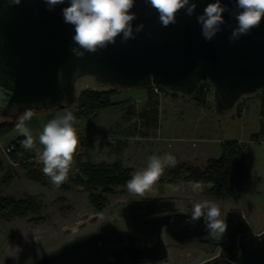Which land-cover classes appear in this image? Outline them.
I'll return each mask as SVG.
<instances>
[{"label":"water","instance_id":"obj_1","mask_svg":"<svg viewBox=\"0 0 264 264\" xmlns=\"http://www.w3.org/2000/svg\"><path fill=\"white\" fill-rule=\"evenodd\" d=\"M196 12L181 10L176 23L164 27L158 13L145 0H135L137 19L143 24L135 39L77 58L71 49L74 28L63 20L67 0L52 11L44 0H0V116L16 121L26 109L38 112L63 109L77 100V84L91 78L101 87L120 89L157 87L185 96L207 82L216 112H229L243 96L264 91V19L236 41L229 36L237 26L230 12L236 0H221L230 10L225 24L206 42L196 16L215 0H193ZM151 78V79H150ZM170 183L155 185L152 196L117 204L116 219L64 243L31 264H164L169 245L195 248L216 255L199 264H264V231L255 234L239 209L224 215L226 232L217 237L203 220L190 219L194 200L172 194Z\"/></svg>","mask_w":264,"mask_h":264},{"label":"rangeland","instance_id":"obj_2","mask_svg":"<svg viewBox=\"0 0 264 264\" xmlns=\"http://www.w3.org/2000/svg\"><path fill=\"white\" fill-rule=\"evenodd\" d=\"M200 86L205 98L203 105L194 101V94L172 95L162 91L160 96L153 97V101H157V127L145 129L142 120L137 116L125 120V115L129 108L139 112L148 107L146 88L101 87L91 78L82 79L77 84V93L85 89L110 90L114 92L111 102L115 105L97 115L76 120L74 127L79 137V145L73 157L68 180L61 186L54 187L48 182L43 184L29 180L17 166L13 167L17 169L18 176L6 185L2 182L3 172H0V198H22L30 195L39 203L40 216L43 219L39 223L30 221V216L9 222L0 221V264H31L64 243L94 231L102 222L116 219L112 210H115L117 204L153 194V189L142 195L130 192L127 187L116 189L109 197L107 206L102 211H96L89 202L88 192L73 181L79 174V162L98 164L119 161L124 167L139 172L147 167L150 156L170 153L178 163L201 168L208 159L220 156V142L226 140L238 141L244 148V162L249 181L241 188L240 199L217 200L207 194L210 185L200 183L202 190L193 191V181L187 180L170 183L175 188L172 195L189 198L195 202H214L219 206L221 219L230 209H239L252 231L255 234L262 233L264 133H260L258 95L255 93L243 96L229 112L219 114L212 101L209 83L205 82ZM241 104L245 105L244 111L238 108ZM69 111L75 112V106L34 112L32 118L25 121L35 144L33 167L40 172L43 166L39 153L43 151V146L39 143V135L49 120L63 116ZM2 121L7 120L0 116V122ZM4 135L3 143L6 145L22 136L16 126ZM3 154L5 153L2 149L0 158L4 161ZM10 165L4 161V168ZM159 180L155 185L167 183H159ZM180 208L182 209L181 203ZM74 227L76 231L72 230ZM213 235L217 237L219 234L213 232ZM166 243L169 245L168 260L164 264H199L215 256L217 252L206 253L195 248L180 249L174 243Z\"/></svg>","mask_w":264,"mask_h":264},{"label":"clouds","instance_id":"obj_3","mask_svg":"<svg viewBox=\"0 0 264 264\" xmlns=\"http://www.w3.org/2000/svg\"><path fill=\"white\" fill-rule=\"evenodd\" d=\"M65 2L66 0H44L48 11ZM145 2L158 13L159 22L164 27L175 24L177 14L181 10L191 17L197 8L193 0H145ZM9 3L19 5L20 0H9ZM67 3L68 6L62 9V16L64 22L74 28L72 41L77 47L72 48L71 52L77 58H83L85 53H96L109 44H115L117 37L121 38V42L135 39V34L143 30V24L133 29V21L137 19L132 11L135 0H67ZM235 8L238 11L230 12L221 0H215L206 5L202 14L196 16L206 42L211 41L221 31V26L225 24L223 14L226 11H229L237 21V26L229 36V40L233 42L258 27L264 19V0H236ZM33 114L32 109H26L16 125L17 131L25 137L22 146L26 150L35 147L31 130L25 125V121L31 119ZM75 123L76 117L69 111L63 116L49 120L39 135V143L43 146V151L39 153V160L43 163L42 172L50 178L54 187H59L68 180L73 157L79 145ZM176 163V158L170 153L150 156L147 167L134 172L131 179L126 182L127 189L140 195L152 190L165 169L175 167ZM191 187L193 191L202 190L199 182H192ZM220 217L221 212L216 203L194 201L190 219L185 222L194 224L202 219L207 231L223 234L226 232L227 223ZM72 230L76 231V228Z\"/></svg>","mask_w":264,"mask_h":264},{"label":"trees","instance_id":"obj_4","mask_svg":"<svg viewBox=\"0 0 264 264\" xmlns=\"http://www.w3.org/2000/svg\"><path fill=\"white\" fill-rule=\"evenodd\" d=\"M147 89L148 107L136 112L129 108L125 115V120H130L137 116L142 120L145 129H155L157 127L158 111L153 101L156 95ZM164 93L176 95L161 89ZM113 91L85 89L78 93L77 100L74 104L73 112L76 120H80L99 112L112 108L115 104L111 102ZM259 102L260 133H264V91L257 92ZM197 104H204L205 98L202 93V87L193 95ZM18 123L16 121L0 122V136L12 130ZM25 137L22 135L12 141L8 146L12 149L5 156L11 165L4 168L3 158H0V172H3L2 182L6 185L18 176L19 167L25 174L26 178L37 183H46L52 185L50 178L45 176L33 167L35 159L34 149L26 150L22 146ZM220 156L211 158L206 161L203 167H193L186 163H176L175 167L166 168L161 176L159 183H173L178 180H187L210 185L207 194L217 200L240 199V190L249 181V173L244 162V148L235 140H226L220 142ZM43 166V163H42ZM79 174L73 179L88 192V199L91 206L96 211H102L108 204L109 197L112 196L116 189H123L126 182L136 172L133 168L124 167L119 161L111 163L101 162L98 164H89L86 162L78 163ZM41 208L39 203L30 195L22 198L2 197L0 198V221L9 222L16 218H26L34 223H39L43 219L40 216Z\"/></svg>","mask_w":264,"mask_h":264},{"label":"built area","instance_id":"obj_5","mask_svg":"<svg viewBox=\"0 0 264 264\" xmlns=\"http://www.w3.org/2000/svg\"><path fill=\"white\" fill-rule=\"evenodd\" d=\"M150 90L153 92L154 95L156 96H160L162 94V91L160 88H157V87H150ZM241 111H244L245 109V105L244 104H241L239 105L238 107ZM12 148L11 147H6L4 150V153L7 154L9 153V151L11 150Z\"/></svg>","mask_w":264,"mask_h":264},{"label":"crops","instance_id":"obj_6","mask_svg":"<svg viewBox=\"0 0 264 264\" xmlns=\"http://www.w3.org/2000/svg\"><path fill=\"white\" fill-rule=\"evenodd\" d=\"M238 113L240 114L239 111H238ZM4 138H5V135L0 136V154H1L2 149L6 148L12 142L11 141L8 145H6V144L3 143Z\"/></svg>","mask_w":264,"mask_h":264},{"label":"flooded vegetation","instance_id":"obj_7","mask_svg":"<svg viewBox=\"0 0 264 264\" xmlns=\"http://www.w3.org/2000/svg\"><path fill=\"white\" fill-rule=\"evenodd\" d=\"M238 107H239V105H238ZM152 195H154V194H152ZM175 198L179 199V202L182 204V209H183V205H184L185 201L182 200L180 197H175ZM191 249H193V248H191Z\"/></svg>","mask_w":264,"mask_h":264}]
</instances>
